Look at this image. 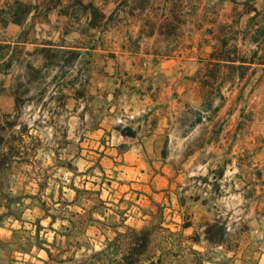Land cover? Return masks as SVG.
<instances>
[{
	"label": "crops",
	"instance_id": "obj_1",
	"mask_svg": "<svg viewBox=\"0 0 264 264\" xmlns=\"http://www.w3.org/2000/svg\"><path fill=\"white\" fill-rule=\"evenodd\" d=\"M96 1L0 0V118L16 111L14 68L36 48L85 57L86 88L93 97H78L85 85L72 83L63 105L70 115L71 158L86 166L87 177L66 188L54 181L46 201L55 210H28V222L19 224L29 225L35 240L43 235L40 252L48 257L59 253L56 232L86 215L92 264H122L132 233L141 231L149 232L147 262L166 255L170 261L191 258L187 264H264V100L257 114H240L233 84L227 83L230 98L213 114L203 111L206 68L232 70L237 64L218 55L220 35L210 33L231 23L232 5L222 4L210 21L198 5V18L178 25L177 37L180 30L166 15L161 26L120 20L98 38L88 34ZM99 5L111 13L108 0ZM262 47L264 55V40ZM37 67L41 71L43 61ZM61 153L55 143V169ZM32 186L23 200L43 204L39 180ZM82 190L86 209L80 207ZM210 227L221 230L217 239L208 238ZM158 234L166 237L161 250ZM208 251L214 252L210 261L203 259Z\"/></svg>",
	"mask_w": 264,
	"mask_h": 264
},
{
	"label": "rangeland",
	"instance_id": "obj_2",
	"mask_svg": "<svg viewBox=\"0 0 264 264\" xmlns=\"http://www.w3.org/2000/svg\"><path fill=\"white\" fill-rule=\"evenodd\" d=\"M108 1L111 4L110 14L109 8L99 5L100 0L93 5L94 27L89 35L94 32L96 37L98 33L100 38L106 31V25H115L120 20H136L144 24L153 20V23L161 26L163 17L168 15V19L176 26V31L180 30L175 33L177 37L182 30L178 25H185L186 21L198 18V5H204L201 13L203 18L209 21L219 17L222 4L232 5L228 17L232 20L231 23L210 29V33L217 32L220 35L215 45H221L218 55L223 59L232 58L237 64L232 70L218 68L217 65L206 68V79L202 80L205 102L203 111L213 114L218 109L219 102L230 98V91L225 90L227 83L233 84L230 88L233 98L240 106V114H257L258 110L263 109L262 102L259 101L264 100V0ZM165 4H168V7ZM64 28L68 29L67 26ZM39 50L36 48L30 58L17 61L12 75V94L16 111L0 118V161L4 160L0 173V264H92L89 262V256L94 250L89 249L83 230L87 223L86 215L74 219V226L69 224L63 228L65 230L56 232L58 246L55 248L59 253H52V257L40 252L45 250L46 246L43 235L41 239L35 240L29 225L19 224L28 222V210H40L41 205L43 208L47 205L51 212L55 210L53 204L46 201L55 191L54 181L63 182V187L66 188L72 180L78 184L83 177H87L86 166L71 158L73 153H70V150L73 152L74 147H71V140L67 139L71 127L68 122L70 115L63 106L64 101L70 97L69 87L72 83L80 84V87L83 83L85 85L77 92L78 97L90 101L93 98L86 88V59H78L75 51L58 48L40 50L43 54L40 59ZM41 61L44 67L39 71L37 66ZM222 83V91L215 90V87L218 88ZM193 114L192 112L191 116ZM83 127L85 125L78 126L79 130ZM123 131L125 130H121V133ZM55 143L57 150H62V159L61 162L57 159L56 169L51 156ZM37 151H40L39 154ZM37 180L42 191L39 201L43 199V204L26 203L22 196L24 192L28 193L34 189L32 185ZM80 193V207L82 205V208L86 209V191L82 190ZM59 209L60 207L57 208ZM61 209L63 213L70 214L68 209ZM70 227L75 230L72 232ZM213 229L218 232L213 239H217L221 230L214 227ZM155 241L161 250L165 247L166 237L158 234ZM213 253L208 251L203 259L210 261L214 258ZM147 258L145 254L140 264H149ZM187 263H192L191 258L170 261L165 255L160 264Z\"/></svg>",
	"mask_w": 264,
	"mask_h": 264
},
{
	"label": "trees",
	"instance_id": "obj_3",
	"mask_svg": "<svg viewBox=\"0 0 264 264\" xmlns=\"http://www.w3.org/2000/svg\"><path fill=\"white\" fill-rule=\"evenodd\" d=\"M122 135L131 137L133 134L131 132H122ZM4 160L0 161V173L2 171ZM207 234L209 239H213L218 232L216 229L208 228ZM131 246L128 251L122 258V264H140L141 259L145 256L147 247L149 245V232L141 231L138 233H132L130 237ZM161 259H159L156 263L149 262V264H160Z\"/></svg>",
	"mask_w": 264,
	"mask_h": 264
}]
</instances>
